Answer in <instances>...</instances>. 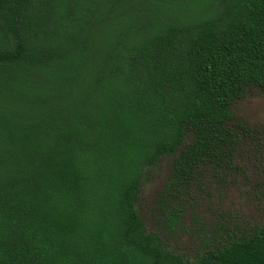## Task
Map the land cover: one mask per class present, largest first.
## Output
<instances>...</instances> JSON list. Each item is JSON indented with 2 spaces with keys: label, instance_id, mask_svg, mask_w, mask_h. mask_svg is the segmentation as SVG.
I'll return each mask as SVG.
<instances>
[{
  "label": "trees",
  "instance_id": "obj_1",
  "mask_svg": "<svg viewBox=\"0 0 264 264\" xmlns=\"http://www.w3.org/2000/svg\"><path fill=\"white\" fill-rule=\"evenodd\" d=\"M264 94V0H0V264H264V227L194 260L136 209L231 168Z\"/></svg>",
  "mask_w": 264,
  "mask_h": 264
},
{
  "label": "rangeland",
  "instance_id": "obj_2",
  "mask_svg": "<svg viewBox=\"0 0 264 264\" xmlns=\"http://www.w3.org/2000/svg\"><path fill=\"white\" fill-rule=\"evenodd\" d=\"M233 119L250 135L239 143L231 168L203 167L172 188L175 153L146 168L141 179L138 216L184 259L264 227V94L253 90L238 101Z\"/></svg>",
  "mask_w": 264,
  "mask_h": 264
}]
</instances>
